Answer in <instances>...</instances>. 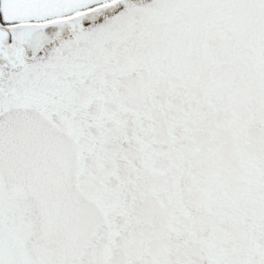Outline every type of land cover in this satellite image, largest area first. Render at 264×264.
Masks as SVG:
<instances>
[{"label": "snow or ice", "instance_id": "1", "mask_svg": "<svg viewBox=\"0 0 264 264\" xmlns=\"http://www.w3.org/2000/svg\"><path fill=\"white\" fill-rule=\"evenodd\" d=\"M0 264H264V0H0Z\"/></svg>", "mask_w": 264, "mask_h": 264}]
</instances>
